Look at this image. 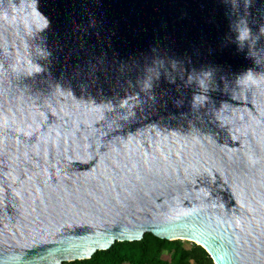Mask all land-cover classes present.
Masks as SVG:
<instances>
[{
  "label": "water",
  "instance_id": "obj_1",
  "mask_svg": "<svg viewBox=\"0 0 264 264\" xmlns=\"http://www.w3.org/2000/svg\"><path fill=\"white\" fill-rule=\"evenodd\" d=\"M147 232L264 264V0H0V264Z\"/></svg>",
  "mask_w": 264,
  "mask_h": 264
},
{
  "label": "trees",
  "instance_id": "obj_2",
  "mask_svg": "<svg viewBox=\"0 0 264 264\" xmlns=\"http://www.w3.org/2000/svg\"><path fill=\"white\" fill-rule=\"evenodd\" d=\"M62 264H214L201 245L185 240H167L145 233L139 240L116 241L90 258Z\"/></svg>",
  "mask_w": 264,
  "mask_h": 264
},
{
  "label": "snow or ice",
  "instance_id": "obj_3",
  "mask_svg": "<svg viewBox=\"0 0 264 264\" xmlns=\"http://www.w3.org/2000/svg\"><path fill=\"white\" fill-rule=\"evenodd\" d=\"M119 63V62H118ZM127 64L119 63V73L124 75ZM64 79L68 86L76 94L80 95L79 85H85V94L92 89L93 84H100L101 80L108 81L113 79L110 64L106 52H99L92 48L89 41H85L80 47V55L76 65L73 66L71 73L65 72ZM63 81L61 87H64ZM103 84H101V95H103ZM95 94V92H93ZM119 107V105H116Z\"/></svg>",
  "mask_w": 264,
  "mask_h": 264
},
{
  "label": "rangeland",
  "instance_id": "obj_4",
  "mask_svg": "<svg viewBox=\"0 0 264 264\" xmlns=\"http://www.w3.org/2000/svg\"><path fill=\"white\" fill-rule=\"evenodd\" d=\"M186 241V245H190L191 244V241H188V240H185Z\"/></svg>",
  "mask_w": 264,
  "mask_h": 264
}]
</instances>
